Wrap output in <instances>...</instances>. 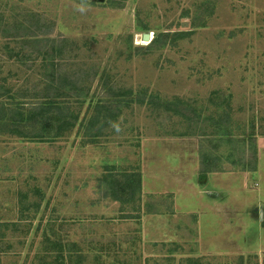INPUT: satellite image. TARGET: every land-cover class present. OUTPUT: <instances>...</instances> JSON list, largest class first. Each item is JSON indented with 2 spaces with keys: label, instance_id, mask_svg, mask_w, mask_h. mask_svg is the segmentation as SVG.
Wrapping results in <instances>:
<instances>
[{
  "label": "rangeland",
  "instance_id": "obj_1",
  "mask_svg": "<svg viewBox=\"0 0 264 264\" xmlns=\"http://www.w3.org/2000/svg\"><path fill=\"white\" fill-rule=\"evenodd\" d=\"M30 12L53 34L0 24V114L43 101L49 71L81 89L59 99L58 136L0 118V264H264V0H0ZM121 89L162 102L102 128L95 103ZM124 172L141 185L120 202Z\"/></svg>",
  "mask_w": 264,
  "mask_h": 264
},
{
  "label": "trees",
  "instance_id": "obj_2",
  "mask_svg": "<svg viewBox=\"0 0 264 264\" xmlns=\"http://www.w3.org/2000/svg\"><path fill=\"white\" fill-rule=\"evenodd\" d=\"M113 5L122 6V4L120 3L113 4ZM18 18L19 16L6 18L4 16V13L0 14V24H20V26L18 27H16L15 25L13 26L10 25L11 30H13V32L11 31L8 32V35L6 36L7 38H12V39L20 38V40H22L24 43H28L30 39H36L37 42L39 43L41 40L35 37L42 36L44 38H41V39H47V40L49 39L48 41H50L51 39L50 36L51 34H53L52 33L53 28L51 25L48 24L47 20L43 16H41L39 13L30 12L27 15V18L23 20H17ZM154 40L155 39H153L152 42H154ZM52 42L53 44H51L50 48L48 45L46 46L48 49L45 50V53H49L51 51V53H53V55L56 57L57 55H61L63 52H65L66 44L64 40H58V41L53 40ZM35 51L36 50H33L32 52L35 53ZM23 52L24 50L19 51V55H21ZM50 58H51L50 61L54 63L53 57L50 56ZM56 65L57 64L55 63V66ZM46 75H47L46 76L47 82H45V88H44V90L46 91H43V94L41 96H38L44 99L43 101L34 103L30 109L25 108L23 104H19L17 106L18 108H15L13 106L12 108L7 109L8 112L6 111V109L1 110V114H0V118H6L7 113L10 114L11 112L10 115L13 116L10 120L11 123L16 122L14 121L16 120L15 115H21L24 118V121L25 122L27 121L29 125L33 127L37 126L39 128L38 129L39 134L35 133V136L39 138H42V137L49 138V137H53V136L55 137V136L60 135L59 134L60 132H55L54 130L55 126H56V130L60 131L63 125L69 124L70 122L68 118H66V116L62 113L59 99H62L63 97L70 95L72 90L81 89L77 84L73 82L72 76L66 77L68 81L66 84L61 85L62 87L59 84H57V86L54 87V85H56L55 81H56L57 76L55 77V73L51 71L47 72ZM59 76L61 78L63 75L59 74ZM54 88H57L56 91L53 90ZM68 92L70 94H68ZM125 92L131 95L127 96L126 93L122 94L123 92L121 89L120 91L117 92V94L112 93L111 99H109V101H106V100L97 101L95 103V113L93 114V116H91V119L95 117L98 119V121H105L101 125L103 128L107 124H109L111 120L117 117L118 115L117 110L120 112L124 106H128V105L131 106V104L135 102H139L141 104L145 102L152 103L154 101L160 102V103L162 102L160 101V97L158 95H152V94L148 95L146 93V94H143L142 98H139V97L136 98L133 90H126ZM147 95L149 98L146 99L145 101V98L147 97ZM122 96H124V98H122ZM125 97H128V98H125ZM15 104H17V102H15ZM100 115H102L101 118H100ZM45 128H47L48 130H45ZM15 131L18 132L19 128L18 127L13 128V132ZM41 131L43 133H41ZM48 131H49V136H47ZM229 134L231 136L232 133H225V135H229ZM222 135L223 134H221V136ZM202 162H203L202 164L204 168L203 170H201L200 175L201 177H206L208 175L207 173L211 171V168L208 167L211 163L210 156L208 155V157L203 158ZM234 164L237 165L235 162ZM248 168L251 171L255 170V162L251 167H248ZM137 175L133 173L128 174L125 172L121 174H115V175L111 174V176L113 177V179L111 180V187H110L112 191L111 195L120 202L129 201L130 195L131 194L134 195V193L136 192V189H138L141 185V179L140 177H137ZM133 180L135 181L134 184H133ZM126 183L127 185L124 186L123 184H126Z\"/></svg>",
  "mask_w": 264,
  "mask_h": 264
},
{
  "label": "water",
  "instance_id": "obj_3",
  "mask_svg": "<svg viewBox=\"0 0 264 264\" xmlns=\"http://www.w3.org/2000/svg\"><path fill=\"white\" fill-rule=\"evenodd\" d=\"M143 39H144V40H150V39H151L150 34H149V33H145V34L143 35Z\"/></svg>",
  "mask_w": 264,
  "mask_h": 264
},
{
  "label": "bare ground",
  "instance_id": "obj_4",
  "mask_svg": "<svg viewBox=\"0 0 264 264\" xmlns=\"http://www.w3.org/2000/svg\"><path fill=\"white\" fill-rule=\"evenodd\" d=\"M150 36H151V38H152V35L150 34ZM147 41H149V40H147Z\"/></svg>",
  "mask_w": 264,
  "mask_h": 264
}]
</instances>
